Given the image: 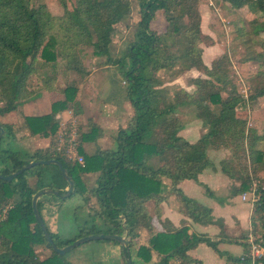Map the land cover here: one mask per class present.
Masks as SVG:
<instances>
[{"label": "trees", "instance_id": "16d2710c", "mask_svg": "<svg viewBox=\"0 0 264 264\" xmlns=\"http://www.w3.org/2000/svg\"><path fill=\"white\" fill-rule=\"evenodd\" d=\"M57 1L65 10V0ZM136 2L139 11L138 20L133 25L132 41L121 57L114 62L107 59L104 64L117 69L120 82L125 85L124 101L131 115L125 126L116 130L109 148H95L91 154H85L81 144L95 143L94 137L99 136V129L92 125L85 134L76 131L80 143L76 152L83 160V165L79 166L68 162L62 153L53 149L49 151V146L32 154H21L4 148L5 144L1 142L4 138H15L17 108L53 89L58 60L64 64L62 75L72 73L79 80H72L62 90L63 100L51 103L48 115L24 117L29 136L42 134L45 137L48 133L55 136L59 130L56 115L77 104L75 96L79 81L87 76L84 68L89 60L76 47L84 44L92 48L95 56H108L115 27L130 14L129 3L126 0H75L73 9L66 12L68 23L64 22L59 25L62 29L58 28L64 33L71 32L73 40H57L51 34L53 18L44 5L32 6L30 0H0V127L3 129L0 176L8 177L32 161L56 160L73 182L71 195H85L87 192L85 201L94 200L98 211L89 214L91 225L88 229L79 228L71 240L61 241L57 234L47 230L55 247L67 246L85 236L125 234L130 250L131 241L137 240L141 234L139 230L145 229L149 235L146 245L137 247L134 252L137 261L130 259L131 264H195L197 262L188 256V252L200 244L228 263L249 264L244 257L241 261L220 253L216 249L217 243L203 236L188 235L184 220L177 229L167 221L160 222L159 205L167 202L170 196L177 197L179 213L185 218L194 224H211L210 210L184 197L176 185L182 181L197 183L198 176L208 167L212 168L205 155L208 149L217 151L226 147L233 154L229 161L236 162L238 155H245L251 164H258L264 156V146L259 151L256 145L264 141V134L257 135L254 129L245 130L246 119L238 112L245 107L241 95L235 94L232 88L226 96L221 95L228 87L226 56L212 62L210 69L201 61L202 47L212 46L213 40L200 32L199 0ZM212 2L234 12L246 10L251 15L259 13L264 16V0ZM158 11L166 24L162 33L149 28ZM250 22L255 33L264 37V23L257 26V20ZM190 29L193 32L186 35ZM58 46L64 57H58ZM66 46L72 50H66ZM257 56L264 60V54ZM43 68H49L52 75L48 76L47 71L37 75L38 69ZM189 70L202 73L206 79L192 80L195 87L192 94L178 89L172 93L173 97L168 98L169 90L162 86ZM33 76L38 80V88L30 100L25 95H30L27 82ZM251 82L252 92H248V100L264 97V66ZM214 86L219 87L218 91H213ZM184 103L194 106L195 119L205 131L194 145L179 136L183 126L174 111L176 106ZM243 169L229 173L228 169L220 168L223 175L238 182L232 187V197L249 189V177L245 167ZM95 173L98 175L94 186L86 191L82 177ZM262 185L263 188L259 186L256 190L258 200L250 219L252 224L259 222L261 232H257L260 236L257 240L264 245V181ZM44 188L59 193L66 188L55 166L33 167L9 182L0 179V214L6 209L0 221V264H67L64 256L54 253L45 242L32 214L31 197ZM207 195L212 196L208 191ZM39 206L37 202L38 213ZM95 218L103 221L102 226L94 224ZM153 221L161 227V232L154 230ZM39 246L49 251L42 259L34 251ZM257 263L264 264V257Z\"/></svg>", "mask_w": 264, "mask_h": 264}, {"label": "rangeland", "instance_id": "374dc122", "mask_svg": "<svg viewBox=\"0 0 264 264\" xmlns=\"http://www.w3.org/2000/svg\"><path fill=\"white\" fill-rule=\"evenodd\" d=\"M30 1L32 6H45L49 15L53 18L51 24V34L56 36L57 40H60L61 38L73 40V35L71 32L64 33L58 28L62 29L59 25L64 22L68 23L67 21L69 20L67 19L66 12H69L68 10L73 9L75 5V0H65V10L61 8L57 0ZM126 1H128L129 3L130 14L121 25H117L115 27V30L111 36V43L108 48V56H95L92 48L89 46L87 47V45L84 44H78L79 47H76L77 49H81L80 51H82L83 57H87L89 62L84 68L87 72V76L83 80L80 79L79 81L80 85L75 96V103L77 104H74L72 108H70V110L64 111L65 116L68 118V120L61 126H64V131L61 130V134L57 131L55 136H52V134L48 133L44 137L42 136V134L29 136L27 131L24 130V117L48 115L50 112L51 103L61 102L63 100L62 90L65 89L71 83L72 80H79V77L72 73L62 75L61 70L64 64L63 61L61 62L57 60L55 67L56 77L53 89L47 92H43L40 96L33 98L34 93L38 88V80L34 76L28 80L27 89H29L30 95H25V98L27 96V98H30V100L32 98L33 99L29 103L20 106V108H17V131L15 134V138H4L1 142V144H5L4 148H9L10 150L17 151L21 154H32L34 151L39 149L36 143H34L33 139H41L46 141L45 145L47 144V147H50L49 151H52L53 149L55 150V152L62 153L64 155V152L67 150V146H65L66 142L69 143L70 141V138L68 137V132L71 133L73 129L78 133L81 132L85 134L86 132H88V129H91V126L94 125L95 128L98 126V128H100L101 130V127L105 126L104 123L100 122L101 118H103L104 120L107 119L109 120V122H112L114 121L112 116L116 118V122L119 128H122L124 126L123 123L131 115L129 107L125 108L123 106L125 85L120 82L121 78L118 74L117 69L115 67H111V65L106 67L104 66V64L107 59L111 60V62H114L119 57H121L126 46L132 41V36L134 32L133 25L138 20L139 10L136 0ZM199 3L206 5V7L211 12V19L208 20V23L205 22L203 24V29L210 28L209 30H211V32L213 33H211L212 38L216 42L219 52L218 56L212 58L210 64L206 67L209 69L212 68V62L216 61L222 55L226 56L228 66H225V72L228 79V87L225 89V92L221 95L226 96V94L230 93L231 88L234 90L235 94L238 93V95H241L242 100L245 103V107L243 110L238 112L241 113L242 116L246 119L245 130L248 129L247 131H249L254 129L257 135L261 136L264 134V97L256 100H248L247 95L248 92H252V77L255 76L258 71H262L264 66V60L261 57L258 58L257 56L264 54V37L259 36L255 33V31L251 28L252 26L250 24V21L257 20V26L263 25L264 16L260 15L259 13L251 15L246 10L234 12L229 10L227 6L221 7L219 5L209 3L208 0H199ZM165 25L166 24L162 17V14L158 11L154 14V19L151 21L149 28L155 33H162L165 30ZM192 32L193 29H190L187 31L186 35ZM66 48V50H72V48H69L68 46H66ZM57 49L58 51L61 50L59 46L57 47ZM61 56H65L62 51L59 52L58 57ZM175 70L177 71L178 67H176ZM46 71L49 72L48 76L52 75L49 71V68L38 69L37 75L43 72L45 73ZM196 72L201 75V79H206L205 75L198 71ZM192 80L195 79H189L185 75L183 76V74H181L176 77L175 80L164 84L162 87H165L167 91L169 90V95H167L168 98L173 97L172 93L177 91L178 89H181L186 93H188L187 91H189L188 94H192L195 90ZM218 89V86H214L213 91H218ZM244 95L246 96V99H243ZM113 103L116 105H121V108L119 106V108L114 113L112 112L113 114H107V112H110L109 105H113ZM174 115L178 122L183 126V129L179 133V136L185 139L190 144L194 145L199 134L198 127L196 128L194 106L187 103L178 105L175 107ZM68 121H70L71 123ZM112 124H115V122ZM115 125L113 127H115ZM69 126H71V129ZM65 129L69 130H66L65 132ZM111 131V128L107 127L105 130H101L100 134H103V136H101L100 134L99 136L95 135L94 139L96 143H88L91 144L93 150L91 149L90 145L88 146L85 144H82L81 149L87 154H91L94 151L95 147L93 144L98 143L100 144V149L102 150L109 148L112 143V138L110 136ZM64 132L65 134L63 135ZM204 133L205 131L201 128V133L198 140L202 137ZM77 134L74 138L75 147L73 146V143H70L71 146L74 147V149L77 148L78 144H80L78 142L79 140ZM60 136L64 137V143L57 142L59 141L58 138ZM58 145L60 146L58 147ZM263 146L264 141L258 142L256 145V149L261 151ZM57 148H59V150H56ZM218 150L226 151L225 156L220 159L217 158L216 160L211 158V160H213L214 162L210 160V156H208L209 154L207 152L216 150L208 149L205 151L206 159L210 161L212 165V168L208 167L207 169H214L220 171V168L223 167L224 169H228L229 173H232V171L237 173V171H243V167H245L250 181L249 189L245 193L236 195V197L228 198L231 196V191L234 183L238 184V182L236 180L232 181V179H229L221 173L223 176L221 174H217V176L221 181H227V185L225 187H222L221 191L214 192L213 196L211 197L207 195V191L209 192V190L206 188V186L209 187L211 190H214L215 187L213 183L205 181L206 179L204 180L203 177L201 178V181L206 185L205 186L202 184L205 188L203 186L195 184L192 181H187V184L182 185L181 190L183 191V195L186 198L192 199L201 205L203 204L202 206L205 208L215 204H221V202L229 200L227 201L228 204H226L229 209L227 210V212L223 210L225 215H228L229 212H231L233 215L234 213L242 214L243 216L248 215L247 225L244 226V228L240 227L236 220L232 218L231 220L227 221L228 225L226 231L223 230L222 220L214 221L211 217L212 223L206 225H216L219 230L218 235L214 238H208L203 235L195 236H203L211 240L212 242L217 243L216 249L220 243L231 245L232 248L233 246H236L235 249L238 251V253L240 252V254L238 256L230 254V257L240 258L241 261L244 257V259H248L249 264H251V259L248 254L246 237L250 235L255 241L257 240V237H260L259 235H257V232H261L259 222L257 221L255 222V224H252L250 218L252 216L253 206L258 199V195L255 194V191L258 189L259 186H263L262 184L264 181V156L258 164H251L250 158L248 156L246 157L245 155H243V157L238 155V160L234 162L229 161V159H232L233 156L229 148L223 147ZM70 163L74 164L72 162ZM97 175V173L87 174L82 177L81 181L85 185L86 191H88L94 186V181ZM29 183L31 184L30 181ZM252 190L254 191V195L251 194ZM87 194V192L85 193V195L73 194L61 203L57 200V198L53 196L48 195L42 197L43 199H47L51 204L57 201L55 227L57 229L56 233L59 237V240H71L72 238H74V236L78 234L79 228L88 229L91 225V222L89 221V214H96L98 208L93 199L89 198L85 201ZM242 195H244L245 200H242ZM237 196H240L241 201H245L247 204L241 203L238 200ZM224 197L228 199H224ZM168 202L172 205L174 210H177L179 213L178 198L170 196L168 198ZM180 209H182L181 205ZM5 210L6 209L2 210L0 214V221L5 216ZM180 215L183 216L182 214ZM153 222L154 226L159 229V226L157 225L158 223H156L155 221ZM94 224H97L100 227L102 226L103 221L95 218ZM139 232L141 234L138 236V239L135 241H131L132 246L129 250V257L132 262L137 261L134 254L137 247L143 244L146 245L147 236L144 235H146L147 233L145 229H141L139 230ZM225 233L228 236H226ZM122 236H124L126 239L125 234ZM115 247L116 244L109 241H90L80 244L79 246L70 250L63 256L67 264H119V262H117V259L115 257H112L111 252L108 251L109 249H114ZM244 248L246 252L244 251ZM203 249H206L209 253L212 254L210 248ZM34 251L37 253L38 256H41V258L42 256H47L49 254V251L43 246L34 248ZM218 251L222 253V251ZM226 255L228 256V254ZM157 260L158 259H155V261ZM121 264L125 263L122 262ZM229 264L234 263L231 262ZM253 264L258 263L257 261H254Z\"/></svg>", "mask_w": 264, "mask_h": 264}, {"label": "crops", "instance_id": "0c3cea01", "mask_svg": "<svg viewBox=\"0 0 264 264\" xmlns=\"http://www.w3.org/2000/svg\"><path fill=\"white\" fill-rule=\"evenodd\" d=\"M208 1H209V3H213L212 0H208ZM198 13H199V16H200V25H199L200 32L202 34L210 37L213 40V45L212 46L202 47L201 61H202V63H203L204 66H207V65L210 64L212 58L218 56L219 52H218V47L216 45V42L212 38V34L213 33L211 32V30H209L210 28L209 29L208 28L207 29H203V24L205 22L208 23V20L211 19V12H210V10L206 7V5L199 4V6H198ZM184 75L186 77H188L189 79H197V78H200L201 79V75L199 73H197L195 70H189V71L183 73V76ZM187 92L189 93V91H187ZM119 106L121 108V105H116L114 103H113V105H109L110 112H107V114H110V113L113 114L119 108ZM123 106L125 108L128 107V105H127V103H125V101H123ZM55 118H57V120L59 122H61V123H59V130L60 131L58 130V133L61 134V130L64 131V126L63 127H61V126L68 120V118L65 116V113L64 112H61ZM112 118L114 119V121H112V122H109V120H107V119L104 120L103 118H101V120H100V122L101 123H104V125H105L104 127H101V130H103V129L105 130L107 127H110L111 128V130H112L110 132L111 133L110 134L111 138L114 136L116 129L119 128V126H118V124L116 122V118L114 116H112ZM68 122H70V121H68ZM114 122H115V124L117 126L115 124H112ZM126 122H127V120L123 123L124 126H125ZM114 125H115V127H113ZM71 126H69L70 129H71ZM197 127H198V132H199V134H198V138H199L200 137V133H201V128H200V123L198 121H196V128ZM97 128H98V126H97ZM98 129H99V133H101L100 128H98ZM66 130H69V129H65V132H66ZM65 132L63 133V135L65 134ZM72 132H74L75 135H76V131L74 129L71 131V133ZM71 133L68 132V135L70 136ZM101 136H103V134ZM198 138H197V140H198ZM33 140H34V143H36V145L38 146V148H39L38 150H44V149L47 148V144L45 145V142H46L45 140H41V139H38V140L33 139ZM99 141H100V138H99ZM95 143H96V141H95ZM83 144L88 145V146L89 145L91 146V144H88V143H83ZM93 145L95 146L94 149L95 148H99L100 149V144L99 143L98 144H93ZM81 146H82V144H81ZM91 149L93 150V147L92 146H91ZM225 152L226 151H224V150H218L217 152L216 151H208L207 153L209 154L208 156H210V160H211V158H213L214 160H216L217 158H219V159L220 158H223L225 156ZM84 153L87 154L86 152H84ZM211 161H213V160H211ZM217 174H221V172L219 170L217 171V170H214V169H209V170L208 169H205L198 176V178H197V182L198 183H201L203 185H205V184L202 183V181H201V178L202 177H203L204 180L206 179L205 181H209V182L213 183V185L215 187L214 190H211L209 187H207L205 185L206 188L209 190V192L211 193L212 196H213V193L214 192L221 191L222 190L221 188L222 187H225L227 185V181H221L218 178ZM194 183L197 184V185H199L196 182H194ZM183 184H187V181H182V182H180V183H178L176 185V187L181 191L182 195L184 194L183 191L181 190ZM231 197L232 196H230L228 198H231ZM234 197H236V196H234ZM237 197H238V200L241 203H246L245 201H241L240 196H237ZM228 198L224 197V199H228ZM227 201H229V200H225L224 202H221V204H215V205L206 207V208H208L211 211L210 216L212 217V219L214 221H216V220L217 221L218 220H222L223 230H225V231L227 230L226 229L227 228V225H228V222L227 221L228 220H231L232 218L236 220V222L239 224L240 227H243L244 228V226L247 225L248 215L247 216H243L242 214H236V213H234V215H233L229 211H228L229 212L228 215H225L223 210H225L227 212V210L229 209V207H227V205H226V204H228ZM37 202L40 203V206H39V215H40V217H41V219H42V221H43V223L45 225V228L48 230L49 233H51V234H57L56 233L57 229L55 227V223H56V208H57V203L56 202L57 201L56 202H53L51 204V203H49V201L47 199H43L41 197ZM60 203H61V201H60ZM159 209H160V222L167 221L171 225L172 228L177 229V228L180 227V225H179L180 222L182 220H184L186 222L185 226L187 227V234L188 235H191V234H194V235H203V236L208 237V238H214L219 233V230H218V228H217L216 225H199V224L192 223L187 218L181 216L178 213L177 210H174V208L172 207V205L169 204L168 201L167 202H162L159 205ZM150 214H151V212H150ZM154 230L156 232H161L162 231L161 227H159V229H157L155 227ZM225 235L228 236L226 233H225ZM141 236H143V235H141ZM144 236H147L148 237L149 235L146 234ZM203 248H207V247L200 244L195 249H193V250H191V251L188 252V256L190 258L194 259L197 262L195 264H229V263H227L224 260V258H219L218 256H216L211 249L210 250H211L212 254L209 253L206 249H203ZM235 248H236V246H233V248H232L231 245L224 244V243H220L217 246V249L220 250V251H222V253H226L228 255L232 254V255H237L238 256L240 254V252L238 253V251ZM108 251L111 252L112 257H115L117 259V262H119V264H121L122 262H124L123 261V259H124L123 258V253H122V251L120 250V247L117 244H116V247L114 249H109ZM43 254H46V253H43ZM45 256L46 255L42 256V258H44ZM38 258L39 259H42L41 256H38Z\"/></svg>", "mask_w": 264, "mask_h": 264}, {"label": "water", "instance_id": "95a60500", "mask_svg": "<svg viewBox=\"0 0 264 264\" xmlns=\"http://www.w3.org/2000/svg\"><path fill=\"white\" fill-rule=\"evenodd\" d=\"M3 135V129L0 127V137ZM55 166L58 171L60 172L63 180L66 183V189H64L62 192L59 193V191L57 190H52L49 188H44L42 190L37 191L32 197H31V210H32V214L34 217V220L36 221V223L38 224L40 231L42 233L43 239L45 240V242H47L52 251L60 256L65 255L67 252H69L70 250L76 248L77 246H79L80 244H83L85 242H90V241H109V242H114L116 243L119 247L120 250L123 253V258H124V263L125 264H131L130 262V257H129V248L127 245V241L125 239L124 236H117V235H91V236H85V237H81L79 239H76L75 241H73L71 244L67 245V246H63L61 248L55 247L50 236L49 233L47 232V229L45 228V225L37 211V201L43 197V196H53L55 198H57L59 201H63L67 198L70 197L72 191H73V182L72 180L69 178V176L67 175L66 170L61 166V164L56 161V160H39V161H32L29 162L26 166H24L22 169H20L19 171H17L16 173H13L11 175H9L8 177H1L0 179L6 182H9L11 180H13L17 175L21 174L22 172L29 170L33 167H37V166Z\"/></svg>", "mask_w": 264, "mask_h": 264}, {"label": "built area", "instance_id": "2783aa9c", "mask_svg": "<svg viewBox=\"0 0 264 264\" xmlns=\"http://www.w3.org/2000/svg\"><path fill=\"white\" fill-rule=\"evenodd\" d=\"M243 99H246L245 95L243 96ZM68 137L70 138V141H69V143L66 142L65 146H67V150L64 152L63 156L69 162L76 163L77 165L82 166L83 160L80 156L77 155L76 148L74 149V147H75L74 146L75 133L72 132L70 136L68 135ZM63 138H64L63 136H60L58 138V140H59L58 142L64 143ZM70 143H73L74 147L71 146ZM59 146L60 145H58V147ZM56 150H59V148H57ZM251 194L254 195L253 190L251 191ZM255 194H256V191H255ZM241 197H242V200H245L244 195H242ZM246 243L248 246V254H249L250 259H251V264H253L254 261H259L264 257V245L261 243L260 240L255 241L254 239H252V237L250 235H248L246 237Z\"/></svg>", "mask_w": 264, "mask_h": 264}]
</instances>
